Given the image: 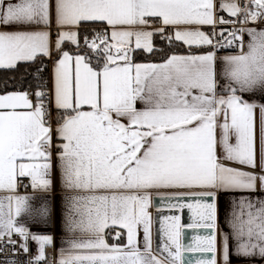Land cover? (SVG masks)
Masks as SVG:
<instances>
[{
  "label": "crops",
  "instance_id": "crops-1",
  "mask_svg": "<svg viewBox=\"0 0 264 264\" xmlns=\"http://www.w3.org/2000/svg\"><path fill=\"white\" fill-rule=\"evenodd\" d=\"M225 17L247 24L235 55L131 61L160 35L211 48ZM100 29L94 68L76 48ZM37 58L64 119L51 132L25 92L0 94V235L56 264H170L153 198L210 195L215 264H264V0H0V70Z\"/></svg>",
  "mask_w": 264,
  "mask_h": 264
},
{
  "label": "water",
  "instance_id": "water-1",
  "mask_svg": "<svg viewBox=\"0 0 264 264\" xmlns=\"http://www.w3.org/2000/svg\"><path fill=\"white\" fill-rule=\"evenodd\" d=\"M152 206L157 255L170 264H215L212 196H156Z\"/></svg>",
  "mask_w": 264,
  "mask_h": 264
},
{
  "label": "built area",
  "instance_id": "built-area-1",
  "mask_svg": "<svg viewBox=\"0 0 264 264\" xmlns=\"http://www.w3.org/2000/svg\"><path fill=\"white\" fill-rule=\"evenodd\" d=\"M251 0H237L239 12L245 16L250 7ZM153 22H149V25ZM247 24L239 19L225 17L221 23H216L208 34L211 38V52L216 56H231L240 52L244 42V30ZM106 33L103 29L93 32L83 41L88 49H100L106 42ZM38 89L27 88L25 93L37 102V109L42 114L44 126L54 132L64 119V114L56 110L52 98L51 61L40 68ZM45 147H41L44 150ZM29 184L20 182L22 192H27ZM0 264H56L52 252L45 251L38 257L33 241L29 236L19 234L0 235Z\"/></svg>",
  "mask_w": 264,
  "mask_h": 264
},
{
  "label": "trees",
  "instance_id": "trees-1",
  "mask_svg": "<svg viewBox=\"0 0 264 264\" xmlns=\"http://www.w3.org/2000/svg\"><path fill=\"white\" fill-rule=\"evenodd\" d=\"M93 33H86V38ZM81 45L76 51L83 53L87 61L94 67L99 68L106 62L105 49H88ZM211 48H190L178 43L174 40H166L161 35L154 38V49L151 53L142 51H132L131 61L133 63H160L167 60L173 55L183 54H201ZM48 60L46 58H37L30 63H22L13 69L0 70V94L11 92H25L27 88L38 89L40 68L43 67Z\"/></svg>",
  "mask_w": 264,
  "mask_h": 264
},
{
  "label": "rangeland",
  "instance_id": "rangeland-1",
  "mask_svg": "<svg viewBox=\"0 0 264 264\" xmlns=\"http://www.w3.org/2000/svg\"><path fill=\"white\" fill-rule=\"evenodd\" d=\"M110 54H112L111 51H109V52L107 51V52H106V54H105V55H106V60H107V59H108V60L111 59V55H110Z\"/></svg>",
  "mask_w": 264,
  "mask_h": 264
}]
</instances>
